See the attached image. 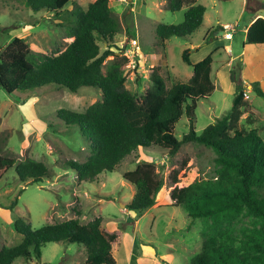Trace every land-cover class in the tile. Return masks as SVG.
Masks as SVG:
<instances>
[{
  "label": "trees",
  "instance_id": "1",
  "mask_svg": "<svg viewBox=\"0 0 264 264\" xmlns=\"http://www.w3.org/2000/svg\"><path fill=\"white\" fill-rule=\"evenodd\" d=\"M69 1L25 0L33 11L45 9L59 16L66 13L72 21L68 29L70 40L62 49L37 52L24 37L13 36L0 51V86L8 93L35 90L47 84L64 86L73 92L84 85L101 91V98L82 111L57 110L65 122L78 124L89 140L92 152L86 159L64 161L80 182L96 181L100 172L114 170L138 147L159 146L167 150L168 156L187 141L210 147L215 152L214 175L179 185L178 174L184 173L181 169H173L169 177L174 204L182 206L192 218H203L204 238L190 264H264V135L251 125L252 118H246L248 126L241 123L248 104L242 78L231 69L235 81L231 106L197 133L194 125L197 101L207 98L215 87L211 77L213 51L192 62L191 47L184 48L181 56L191 65L192 73L186 81H173L170 85L160 72V65L151 66L149 85L135 94L124 86L128 57L111 49L109 43L120 26L109 0H91L86 8L72 0L71 8H67ZM196 1L166 0L170 10L180 9L183 4L187 7L182 21L155 24L156 45L164 47L165 39L172 35L189 36L203 23L206 6ZM245 7L252 12L264 9V0H246ZM97 38L107 41V47L101 50ZM246 43H264L263 16H257L248 25L243 41ZM108 55L112 58L106 61L104 71ZM249 86L264 95L258 80L251 81ZM183 112L188 118V130L178 138L174 128ZM11 166L20 180L38 182L51 176L42 160L29 156L15 159L0 153V178ZM123 177L134 187L125 207L140 215L154 204L164 182L155 157L139 160L132 169L123 172ZM19 192L6 207L15 206ZM240 219L248 223L236 227L234 223ZM101 222L100 215L86 222L72 216L33 228L16 215L13 225L23 236L17 244L0 247V264H10L17 256L28 260L32 251L40 257V247L48 241L82 244L85 258L81 264H115L111 246L117 234L103 229Z\"/></svg>",
  "mask_w": 264,
  "mask_h": 264
},
{
  "label": "rangeland",
  "instance_id": "2",
  "mask_svg": "<svg viewBox=\"0 0 264 264\" xmlns=\"http://www.w3.org/2000/svg\"><path fill=\"white\" fill-rule=\"evenodd\" d=\"M72 1L86 8L91 0ZM196 2L206 6L204 22L189 36H169L165 46L161 47L156 45L155 24L158 21H182L186 4L180 9L170 10L166 0H109L112 13L120 25L109 43L112 44L111 49L128 57V75L124 82L127 89L135 94L142 93L149 85L148 73L153 64L160 65V72L168 85L173 81H186L192 69L181 54L188 47L190 39L198 42L199 52L207 50L211 42L220 44L224 39L221 32L214 38L216 29L212 28H220L225 22L234 25L235 20L241 22V16L250 12L246 8L242 9L243 0ZM71 6L70 0L66 7ZM62 14L59 16L45 9L33 11L25 5V0H0V51L15 35L24 37L33 51L50 52L64 48L70 40L68 29L72 21L66 13ZM131 38L136 39L139 46L133 54L129 52V49H135L130 44ZM97 42L101 50L107 47V41L97 38ZM254 46L248 44V47ZM190 49L189 58L193 60L198 52L194 46ZM259 52L253 48L248 51V55L240 53L232 60H229V54L221 47L212 52L211 77L216 80V87L207 98L201 97L197 101L194 110L197 133L231 106L235 90L231 69H234L237 77L247 79L242 78L248 92V104L241 115V123L248 126L250 124H247L246 118H252L251 125L256 126L264 135V95L257 94L249 86L255 80L250 74L256 70L261 74L257 80L264 90V66L255 65L260 57ZM111 58L112 55H108L104 60V71L106 61ZM243 59L247 60L246 64ZM227 60L229 65L222 68L218 81L215 71ZM229 82L231 89L227 85ZM18 91L8 93L0 86V153L15 159L29 156L42 160L51 171V176L38 182L20 180L14 166L2 175L0 247L21 241L23 235L13 225L16 215L22 216L33 228L72 216L79 217L80 222H86L100 215L103 229L117 234L111 246L115 264H154L155 261L190 264L191 256L200 250L204 238L203 218H192L182 206L174 204L170 197L173 184L169 177L173 169H181L184 173L178 174L176 184L179 185L214 175L215 152L208 146L192 141L183 142L172 156H168L165 153L167 150L159 146L138 147L122 159L114 170L100 172L96 181L80 182L74 170L66 167L64 161L67 158L79 161L86 159L92 152L88 146L89 140L78 124L65 122L58 116L57 110L68 108L82 111L101 98V91L97 87L84 85L73 92L55 84ZM187 130L188 118L183 112L175 123L174 134L181 138ZM165 155V163L157 164V171L164 182L156 193L154 204L142 214H134L125 207L134 187L123 177V172L132 169L139 160ZM185 161L187 164L183 166ZM18 192L15 206L12 209L6 207ZM76 210L80 213H76ZM247 223L246 219H240L234 225L238 227ZM40 252V257H37L32 251L28 260L17 256L10 264H81L85 257V247L78 242L48 241L40 247Z\"/></svg>",
  "mask_w": 264,
  "mask_h": 264
},
{
  "label": "crops",
  "instance_id": "3",
  "mask_svg": "<svg viewBox=\"0 0 264 264\" xmlns=\"http://www.w3.org/2000/svg\"><path fill=\"white\" fill-rule=\"evenodd\" d=\"M245 3H246V0H243V8L242 9H245ZM241 9V11H242ZM247 10V9H246ZM206 11V10H205ZM240 11V10H239ZM249 11V10H248ZM257 16H263L264 17V9H259V10H256L254 12L250 11L247 13V15H245L243 17V15L241 16V22L240 20H235V26L232 30V33H231V37H225L223 35V40H222V43L220 44H213L211 42L210 45L207 46V50H203V51H200L199 52V45H198V42H196V40H192L190 39V43L188 44V47H195L196 51L198 52L196 58H194L193 60H191L192 62H195L199 59H201L202 57H204L207 53L211 52V51H217V49L219 47H221L222 49H224V51L229 54V60H232L233 58H235L237 55H239L241 53H243L244 56H246V54L248 55V51L252 50L254 48L255 51H260L259 54H260V57L258 60H256V63L255 65H260V66H264V65H261L263 62H264V43H246V44H243V41L245 39V31L248 27V25L257 17ZM203 22H204V18H203ZM212 29H216V31L214 32V38L215 37H218L217 35L219 34L218 32H221L223 33V31L221 30V27L220 28H212ZM237 30V32H236ZM239 34V35H238ZM204 35H208L207 33H205ZM211 40L213 41V37L211 38ZM165 42H166V39H165ZM248 44H255L256 46L254 47H248ZM197 45V46H196ZM241 46L240 50H239V47ZM210 48V49H209ZM250 49V50H249ZM236 52V53H234ZM262 53V54H261ZM229 60H227L225 63H222L220 65V67H218L215 71V78L218 79L219 81V76H220V71H222V68L225 67V66H228L229 65ZM244 60V61H243ZM243 63L246 64L247 63V60L246 59H243ZM154 65V64H153ZM152 65V66H153ZM155 65H159V64H155ZM244 68V67H243ZM242 68V70H243ZM256 69V68H255ZM254 69V70H255ZM170 72H171V69H170ZM192 71L190 72V75H191ZM242 73V71H241ZM188 75V74H187ZM189 75V76H190ZM188 76V78H189ZM250 76L252 78H254L255 80H257L258 78H260L261 74H258L255 71H253ZM244 80L247 81V79L245 77H242ZM215 81L214 84H215V87H216V80H213ZM228 87L231 89V84L229 82V84H227ZM230 85V86H229ZM214 87V88H215ZM137 220V219H135ZM111 231V230H109ZM85 258V257H84ZM83 258V259H84Z\"/></svg>",
  "mask_w": 264,
  "mask_h": 264
},
{
  "label": "built area",
  "instance_id": "4",
  "mask_svg": "<svg viewBox=\"0 0 264 264\" xmlns=\"http://www.w3.org/2000/svg\"><path fill=\"white\" fill-rule=\"evenodd\" d=\"M233 28H234V25H232L231 23H228V22L223 23L222 26H221V29L223 31V35L225 37H231V33H232ZM131 43L135 47V49L134 50H131L128 47L127 48L129 49V52H131L133 54V53L136 52V49H139V46H138V44L136 42V39H134V38H131L130 44ZM243 95H244L245 98L248 97V92H247V89L246 88L243 90ZM166 158H167L166 155L165 156H160V157H158V158L155 159V163L156 164H164L165 161L167 160ZM154 264H166V263L165 262L155 261Z\"/></svg>",
  "mask_w": 264,
  "mask_h": 264
},
{
  "label": "clouds",
  "instance_id": "5",
  "mask_svg": "<svg viewBox=\"0 0 264 264\" xmlns=\"http://www.w3.org/2000/svg\"><path fill=\"white\" fill-rule=\"evenodd\" d=\"M221 26H222V25H221ZM221 30H222V29H221ZM122 46H123V45H122ZM126 48H127V47H126ZM126 48H125V49H126Z\"/></svg>",
  "mask_w": 264,
  "mask_h": 264
}]
</instances>
